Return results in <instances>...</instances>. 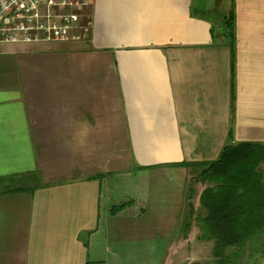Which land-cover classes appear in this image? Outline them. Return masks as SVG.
Instances as JSON below:
<instances>
[{
    "label": "crops",
    "instance_id": "crops-1",
    "mask_svg": "<svg viewBox=\"0 0 264 264\" xmlns=\"http://www.w3.org/2000/svg\"><path fill=\"white\" fill-rule=\"evenodd\" d=\"M86 13L82 41L0 43V264H165L191 170L264 144V0Z\"/></svg>",
    "mask_w": 264,
    "mask_h": 264
},
{
    "label": "trees",
    "instance_id": "trees-1",
    "mask_svg": "<svg viewBox=\"0 0 264 264\" xmlns=\"http://www.w3.org/2000/svg\"><path fill=\"white\" fill-rule=\"evenodd\" d=\"M220 27L232 46V6L222 14ZM263 162L264 144L228 142L216 160L200 165L204 169L199 180L205 186L199 196L198 213L189 202L185 228L194 220L199 238L213 243L211 260L202 264H252L253 239L264 233V184L260 169ZM187 193L190 199V187ZM124 206L121 204L115 210Z\"/></svg>",
    "mask_w": 264,
    "mask_h": 264
},
{
    "label": "built area",
    "instance_id": "built-area-1",
    "mask_svg": "<svg viewBox=\"0 0 264 264\" xmlns=\"http://www.w3.org/2000/svg\"><path fill=\"white\" fill-rule=\"evenodd\" d=\"M88 6L89 0H0V43L82 41Z\"/></svg>",
    "mask_w": 264,
    "mask_h": 264
},
{
    "label": "rangeland",
    "instance_id": "rangeland-1",
    "mask_svg": "<svg viewBox=\"0 0 264 264\" xmlns=\"http://www.w3.org/2000/svg\"><path fill=\"white\" fill-rule=\"evenodd\" d=\"M204 169V166L195 167L191 170L189 182L187 187H190L194 194L202 191L205 184L200 182L199 174ZM260 169L263 175L264 184V162L260 165ZM30 182L22 183V186L26 188ZM201 193V192H200ZM198 213V208L195 210ZM177 229L175 234L177 233ZM185 241L174 236L171 244V251H174L173 255L167 257L165 264H202L211 260L213 243L197 238L198 230L195 224L191 225L188 229H185ZM182 243V244H181ZM253 246L255 253L251 259L252 264H264V233L253 239Z\"/></svg>",
    "mask_w": 264,
    "mask_h": 264
}]
</instances>
